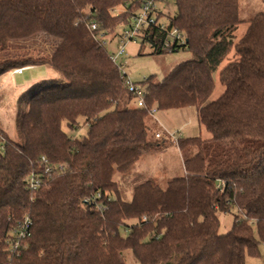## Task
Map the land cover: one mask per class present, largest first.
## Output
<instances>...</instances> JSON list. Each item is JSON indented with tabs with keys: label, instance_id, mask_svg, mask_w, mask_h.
Listing matches in <instances>:
<instances>
[{
	"label": "trees",
	"instance_id": "obj_1",
	"mask_svg": "<svg viewBox=\"0 0 264 264\" xmlns=\"http://www.w3.org/2000/svg\"><path fill=\"white\" fill-rule=\"evenodd\" d=\"M128 1L139 0H0V51L40 34L57 40L49 54L0 62V79L45 66L59 78L37 82L21 97L25 109L16 116V141L0 128V264L6 262L10 231L25 217L31 235L11 264H125L124 252L136 264H246V257L260 256L264 13L246 20L235 41L245 22L240 0H171L176 10L164 18L165 29L144 32L142 43L162 55L167 33L177 30L185 40L173 42L171 53L191 56L160 82L150 77L136 83L148 91L147 107L193 108L209 137L179 139L177 148L186 155L183 174L163 186L151 179L132 182L127 197L124 181L130 182L136 163L172 144L155 139L156 131L154 140L148 138L147 112L130 107L132 96L97 38L117 36L119 23L129 24L136 6L113 14ZM90 23L98 31H90ZM230 54L234 58L227 60ZM216 72L223 90L208 102ZM80 121L82 138L63 131V125L78 130ZM42 157L67 168L44 178L31 194L25 180L41 173ZM86 199L106 211L97 212ZM226 213H234L233 223L220 235L218 215Z\"/></svg>",
	"mask_w": 264,
	"mask_h": 264
},
{
	"label": "rangeland",
	"instance_id": "obj_2",
	"mask_svg": "<svg viewBox=\"0 0 264 264\" xmlns=\"http://www.w3.org/2000/svg\"><path fill=\"white\" fill-rule=\"evenodd\" d=\"M241 7V19L248 20L257 13H264V4L262 0H240ZM162 13L161 22L164 21L166 16L174 15V6L171 0L167 1V4H160L157 7ZM116 12L120 13L119 7L115 8ZM121 14V13H120ZM119 23L115 30V35L119 36L122 31V26ZM247 26L246 21L239 24L234 37L237 41L245 32ZM117 36H110L106 39V48L110 55L116 49ZM6 51H0V62L7 59L23 58L28 56H43L53 51L57 45V40L48 37L45 34H40L36 38L28 40L26 42H13ZM231 55V54H230ZM227 60L234 58L233 56ZM190 54L185 51L177 53H166L162 55H153L150 46L147 43H142L140 40L137 43H129L125 48L126 69L129 78L135 82L140 83L145 79L154 77L155 82H160L170 70L178 63L189 60ZM215 89L208 99V102L215 100L222 92L223 88L218 82V73L214 74ZM50 81L52 83L58 82L59 78L53 70L49 67H37L30 68L24 71L23 74L11 73L4 75L0 79V128L7 134V136L13 141L17 140L15 120L19 112L25 109L24 102L21 101V97L26 95L31 85L41 82ZM130 107H134V102L130 104ZM162 114L157 112L155 120L151 118L146 119V125L148 127V138L153 139V134L158 127V123L161 122L165 125V129L170 132H177L180 130V126L185 122L180 111L176 112H164ZM163 116L167 119L163 120ZM80 128L76 131L70 132L66 126L63 125L62 129L70 137L82 138L86 129L79 122ZM183 138L199 137L206 139L209 135L204 131L203 127L194 121L187 128L181 131ZM186 155L180 152L175 146L167 145L166 148L160 153L145 155L140 161L136 163L132 171V178L130 182L128 179L124 181V192L127 197L130 195L131 183L135 184L138 180L151 179L155 184L165 185L170 179L179 177L183 174V158ZM136 177L138 179H136ZM120 175L116 174L113 178L114 181L119 182ZM234 213L219 214V230L220 235L228 233L233 223ZM260 256L257 258L246 257V264H264V245L259 247ZM125 264H136L129 252L123 253Z\"/></svg>",
	"mask_w": 264,
	"mask_h": 264
},
{
	"label": "built area",
	"instance_id": "obj_3",
	"mask_svg": "<svg viewBox=\"0 0 264 264\" xmlns=\"http://www.w3.org/2000/svg\"><path fill=\"white\" fill-rule=\"evenodd\" d=\"M168 0H139L137 3L128 1L127 3L119 6L121 9L120 13H126L127 10L133 6H136V11L130 15V21L127 26L122 27V31L119 36L116 37V49L110 56V61L115 65L120 79L124 85L126 91L132 96V102L138 109H142L147 112L148 116L155 120V115L158 112L156 107H147L145 99L148 96V91L144 85L134 83L127 75L126 60L123 59L125 56V48L129 43H137L138 40L144 42V32L151 27H159L160 30L165 29V22L158 20V16L162 13L157 8L160 4H167ZM173 3V2H172ZM174 6V5H173ZM176 7L174 6V12ZM120 13L113 11L115 16ZM88 29L92 32L98 31V25L90 23ZM97 38L102 40V44L106 45L107 42L105 37L100 33L97 34ZM107 38V37H106ZM167 40L163 44L164 53H171L173 42L179 46L184 43L185 37L177 30L172 29L167 33ZM148 44V43H147ZM22 70H17L15 73L20 74ZM145 81V80H143ZM155 139H167L173 145L177 146V142L181 139V132H170L164 128L155 133ZM41 173L31 172L25 180V189L29 193H35L39 190L42 185L44 178H51L55 175H61L66 171V165H55L47 161L44 157L40 159ZM100 196L97 195L96 200H99ZM96 200H84V203L94 205L97 212L103 213L106 211V206L102 203H96ZM145 221V218L142 219ZM32 222L29 217L23 218L16 226L10 231L5 241L6 251V262L4 264H11L14 259H17L21 255V250L25 248L26 241L31 235Z\"/></svg>",
	"mask_w": 264,
	"mask_h": 264
},
{
	"label": "crops",
	"instance_id": "obj_4",
	"mask_svg": "<svg viewBox=\"0 0 264 264\" xmlns=\"http://www.w3.org/2000/svg\"><path fill=\"white\" fill-rule=\"evenodd\" d=\"M262 3H263V0H262ZM241 5V4H240ZM240 9V13H241V7L239 8ZM244 21V20H243ZM246 21V20H245ZM247 27V26H246ZM246 29V28H245ZM233 56V54H231L230 55V58ZM176 111H180L181 112V114H182V117L184 118V120H185V122L184 123H182L181 124V126H180V130H178V131H182L183 129H185V128H187L188 127V125H190L191 123H193L194 121H196L197 123H198V120H197V113H196V110L195 109H193V108H184V109H178V110H169V111H158V112H160V113H162V114H165L164 112H176ZM165 119H167V118H165L164 116H163V120H165ZM159 125H158V127H157V129H156V132H158V131H160L162 128H164L165 127V125L166 124H164V122L163 123H161V122H159L158 123ZM166 128V127H165ZM164 128V129H165ZM181 138H183L182 136H181ZM208 137H206V139H207ZM170 146H175V145H173V144H171ZM175 147H177V146H175ZM164 150V149H163ZM162 150V151H163ZM161 152V151H160ZM160 152H158V153H160Z\"/></svg>",
	"mask_w": 264,
	"mask_h": 264
}]
</instances>
